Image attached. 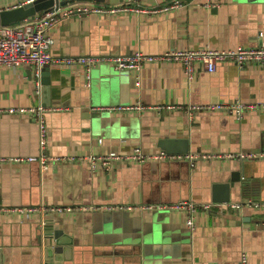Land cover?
Instances as JSON below:
<instances>
[{"label":"crops","instance_id":"1","mask_svg":"<svg viewBox=\"0 0 264 264\" xmlns=\"http://www.w3.org/2000/svg\"><path fill=\"white\" fill-rule=\"evenodd\" d=\"M26 0H0V9ZM94 6L124 3L149 8L171 0H76ZM168 12L73 14L50 30L54 56H116L169 49H229L264 46V0H181ZM74 2V1H73ZM80 64H45L37 92L34 65L0 66V108L38 104L59 107L46 115V155L87 156L109 151L164 150L177 154L264 152V109L241 119L227 111L183 109L109 112L100 106L141 103L264 104V64H201L188 78L179 62L144 64L139 71L101 63L86 84ZM100 141H99V140ZM38 125L29 113L0 112V156L37 155ZM168 141V148H162ZM188 149L186 153L181 150ZM221 184L216 191L214 186ZM226 185V186H225ZM228 202L250 199L258 206L197 210L193 227L170 204L190 199ZM71 206L65 213L0 214V264H264V158L211 157L193 160L116 161L91 169L85 161L6 162L0 170V206ZM133 206L111 209L108 206ZM164 206V208H163ZM45 225H49L44 229ZM48 232L49 234H47Z\"/></svg>","mask_w":264,"mask_h":264},{"label":"built area","instance_id":"2","mask_svg":"<svg viewBox=\"0 0 264 264\" xmlns=\"http://www.w3.org/2000/svg\"><path fill=\"white\" fill-rule=\"evenodd\" d=\"M31 0H26L28 2ZM74 1V2H73ZM21 2L19 4H22ZM18 5V4H17ZM185 3L181 0H171L160 6L149 8H139L138 6L129 7L124 3H118L110 6H94L92 4H84L82 2L71 0L63 5H54L53 7L41 11L31 17L25 18L19 22L12 23L7 26H0V66L17 67L25 63L34 65V77L37 92L40 89V73L41 68L45 64H80L84 68L85 81L89 84L90 71L94 66L101 63H111L112 66L119 70H135L139 71L146 63L154 62H179L184 70V74L191 78L195 65L201 64L204 70L213 72L219 62H233L238 66H242L246 62H257L264 64V46H243L239 45L235 48L217 49V48H200V49H169L156 54H146L141 51H134L130 54H122L116 56L107 55H79V56H54L50 53V45L52 38L49 30L61 18L73 14L88 13H107L113 14L118 12L137 11L145 13L168 12L183 7ZM202 5L206 8H213L218 5L216 0H203ZM257 107L264 109V104L257 105L254 103H242L237 100L233 102H215L205 104H155L153 106L143 105L141 103L117 106H100L96 109L107 110L109 112H121L131 110H141L146 108L153 109H183L188 118H194L197 111H227L236 119H241L243 114L250 109ZM60 110L59 107L44 106L41 104L35 106H27L22 108H0L3 111H19L21 113H29L33 116L38 125L39 132V149L37 155L26 156H0V170L2 164L6 162H37L41 168L51 163L58 162H74L85 161L93 169L101 166L104 169L111 168L116 161L143 163L148 161H177V160H193L195 157L211 158V157H235L237 159L264 158V152H240L237 154H177L169 153L164 150L144 151L139 146L133 147L129 152L109 151L102 154H90L87 156L74 157L72 155H46L43 149L47 145L48 131L46 124V115L49 112ZM99 140V139H98ZM100 141V140H99ZM244 204L258 206V202L246 199L245 202H228L226 204L202 203L196 205L193 200L183 199L170 204V210L182 211L186 215V225L193 227L197 210L209 208L215 205L219 208L241 209ZM199 207V208H198ZM111 209H132L133 206H108ZM164 208V206H163ZM79 209L71 206H52V205H2L0 206V214L4 215H25L40 213L47 215L50 213H65ZM246 256L242 255L239 264H245Z\"/></svg>","mask_w":264,"mask_h":264},{"label":"water","instance_id":"3","mask_svg":"<svg viewBox=\"0 0 264 264\" xmlns=\"http://www.w3.org/2000/svg\"><path fill=\"white\" fill-rule=\"evenodd\" d=\"M71 1V0H31L28 2H24L22 4L6 7L0 9V26H7L12 23L19 22L25 18L31 17L41 11L47 10L54 5H63L64 3ZM97 1H103V0H97ZM116 2L117 0H113ZM111 0V2H113ZM162 148H168V141H163L162 143ZM188 149L181 150V153H186ZM226 186V185H225ZM216 191L220 188H222L221 184H216L214 186ZM224 196L220 195L219 198H213L218 201H229L228 193L227 191L222 192ZM49 225H45L44 229L45 230L48 228ZM49 234L48 232H46Z\"/></svg>","mask_w":264,"mask_h":264}]
</instances>
